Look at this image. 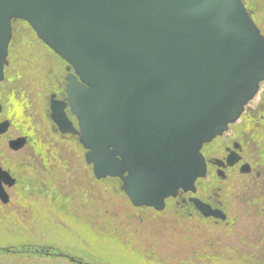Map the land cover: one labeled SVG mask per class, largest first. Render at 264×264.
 <instances>
[{"label": "water", "instance_id": "1", "mask_svg": "<svg viewBox=\"0 0 264 264\" xmlns=\"http://www.w3.org/2000/svg\"><path fill=\"white\" fill-rule=\"evenodd\" d=\"M14 20L73 70L65 93L76 128L55 100L51 122L77 137L94 180H116L134 209L163 212L179 192L194 194L206 173L202 146L264 83V35L241 0H0V82ZM7 128L0 124V134ZM3 185L14 180L0 168L7 205ZM190 202L205 220L227 224L222 210Z\"/></svg>", "mask_w": 264, "mask_h": 264}, {"label": "rangeland", "instance_id": "2", "mask_svg": "<svg viewBox=\"0 0 264 264\" xmlns=\"http://www.w3.org/2000/svg\"><path fill=\"white\" fill-rule=\"evenodd\" d=\"M244 2L264 34V0ZM12 32L11 62L16 74L22 75L23 61L29 59L33 51L53 60L27 24L14 22ZM260 98L264 107V83L256 100ZM22 123V119L14 121L17 127L12 126L8 138L22 133L18 127ZM46 128L39 124L35 128L39 132L35 134L36 140L43 147L52 145ZM54 148L46 147L45 153H51ZM64 150L66 154L62 157L67 168L63 172L56 173V162L54 166L50 162V167L37 168L35 178L30 177L38 182L31 187L36 193L23 200L14 193L10 205L0 207V221L15 223L11 234L6 231L8 222H0V247L30 242L39 247L70 251L92 264H264V211L248 205L247 196L240 195L237 189L228 197L226 225L195 215L177 214L173 206L176 199L168 200L163 212L134 209L120 192L116 180H94L80 149L78 154L81 155L72 160H68L72 153ZM4 153L1 150L0 156ZM8 156L6 153L4 159ZM48 157L50 159L49 154ZM19 158L30 162L25 154ZM33 159L40 161L38 157ZM54 192L61 198L66 197L65 210L59 208L61 198L56 202L59 206L53 204L51 193ZM19 200L25 207H15ZM0 264L74 263L59 258L34 255L22 258L0 253Z\"/></svg>", "mask_w": 264, "mask_h": 264}, {"label": "flooded vegetation", "instance_id": "3", "mask_svg": "<svg viewBox=\"0 0 264 264\" xmlns=\"http://www.w3.org/2000/svg\"><path fill=\"white\" fill-rule=\"evenodd\" d=\"M13 34V33H12ZM12 40V38H11ZM8 47L7 63L3 68V79L0 82V123L9 121V126L6 132L0 134V155L1 150L5 151L4 155L0 156V168L9 173L14 180L12 189L7 190L10 196V201L14 193L18 194L19 181L26 178V174H30L31 170L36 169V166L30 162L26 163L19 158V155L28 153L36 154L35 156H42L40 154V145L37 141L30 142L25 140L24 146L14 151L9 148V140L17 137H27L25 132L18 133L9 140V132L13 125L11 118V103L15 100H20L24 96L26 100V90L19 89L16 86L17 74L11 62V43ZM48 54L56 61V66H51L54 71L53 79H56V89H50L49 95L46 96L44 102V118L50 125L51 130L56 134L59 140L74 141L77 149H81L76 136L69 134H61L56 126L50 120V101L55 100L66 104L65 114L69 121L76 128V121L71 114L69 106H67V96L65 93L66 81L65 77L69 73H73L72 69L66 70L68 67L66 63L53 55L49 50ZM54 63V62H53ZM53 90V92H51ZM258 95V94H257ZM256 95V96H257ZM53 97V98H52ZM262 98L256 100V97L244 108L238 121L228 126L226 132L221 136L214 138L211 142L206 143L201 148V154L206 164V173L203 179L195 182V193L179 192L174 201V207L180 214H187L200 216L196 211L191 198H197L203 203L209 205L213 209L222 210L228 217L226 206L229 205L228 197L233 195V190L239 192L240 195L245 194L248 198V205L257 207L259 212L264 211V107L262 106ZM23 131V129H21ZM32 152V153H31ZM9 154L8 159H4L5 154ZM84 155V151H83ZM233 162L229 164L228 161ZM248 169L247 173L242 170ZM24 172V174H22ZM35 175V172L34 174ZM257 190V195L254 191ZM238 194V195H239ZM22 194H20L21 196ZM31 196V195H30ZM21 197L28 198L22 195ZM66 200V197L64 198ZM65 204V206H66ZM24 203L19 200L15 207H25ZM7 207L9 205H1L0 207ZM201 217V216H200ZM214 221V220H213ZM215 224L219 222L214 221ZM29 253L27 255H34L39 257L50 258L53 257L54 252L40 251L39 248L32 250V247L27 248ZM67 251V250H66ZM36 254V255H35ZM56 255V254H55ZM81 255H77L67 251L63 254V259L74 264H92L86 261Z\"/></svg>", "mask_w": 264, "mask_h": 264}, {"label": "bare ground", "instance_id": "4", "mask_svg": "<svg viewBox=\"0 0 264 264\" xmlns=\"http://www.w3.org/2000/svg\"><path fill=\"white\" fill-rule=\"evenodd\" d=\"M241 1L244 5H246L244 0H241ZM18 21L15 20V21H13V23L18 22ZM32 54L33 55L29 59H24L22 67H21V70L23 73H22V75L17 74V78L15 80L19 89H22V90L25 89L26 90V100H25V97L22 96V97H20L19 101L15 100L11 103V105H12V107H11V113H12L11 118L13 121L12 126L17 127L16 125H14V121H18V120L22 119L24 121V124L22 123V125H19L18 127H21V129H23V131L20 129L22 131V133L25 132L27 134L28 139H27V137H25L26 141H28V140L30 142L37 141L39 143V145L41 147L40 154H42V156H35L36 154L33 155L32 152H31L32 154H28L27 152L24 153L25 156L27 157V159L30 160V163L36 166V169L39 168L41 170V166H44L45 168L50 167L51 166L50 162H53V166H54V164L56 162L57 163L55 166L56 173H58V171L63 172V170H65L67 168V167H65L66 161L62 157V154L63 155L66 154L64 148L68 149V152L72 153V157H69V155H68V160H70V159L72 160L73 158H76L77 156L79 157L81 154H78L79 149H77V147H76L77 145L74 141L63 142V141L59 140L58 136L52 132L50 125L45 121V118H44V116H45V114H44V102L46 100V96L49 95L50 89H53V88L56 89V86L54 84L56 79H53L54 78L53 77L54 71L51 69V66L57 67L55 65L56 61L47 60L45 56L42 58L35 51H33ZM53 90L51 92H53ZM56 91H57V89H56ZM236 121H238V119ZM4 122H8V126H9V121H4ZM2 123L3 122H1L0 124H2ZM38 124L42 125V126L45 125L47 127L46 129L48 131L49 140L52 143V145L51 144L50 145L44 144V146H46V147L54 146L55 147L54 148L55 150H53L51 153H49L48 152L49 150H47V152L50 156V159L48 157V154L45 153L46 147H43L42 143L39 142L38 140H36L37 137L35 134H39V132H36L37 129H35V128L38 126ZM11 129H12V127H11ZM10 132H11V130H10ZM21 137H24V136H21ZM10 138H8V140ZM17 138H19V137H17ZM14 139H16V138H14ZM11 140H13V139H10L9 142ZM81 151L83 152L84 150H81ZM57 156H61V157H57ZM74 156H76V157H74ZM34 157H38L40 161H36V159H33ZM36 169L31 170L30 175L34 174V172L37 175L38 172L36 171ZM76 172L77 171H74L73 174H76ZM22 174H24V172H22ZM30 175L26 174L27 177L22 178L19 181V185L17 187L18 191H19L17 193L19 194V196H20V194H22V195L30 197V195L36 193V190H32L31 187L35 186V184H38V182L34 181V179L30 180ZM74 180L76 181L77 179L74 178ZM3 186H4L5 191L9 195L7 190L12 189L13 186H10V187L7 185H3ZM21 196L19 198L21 200H23V197H21ZM10 203H11V201H10V196H9V202L7 205H10ZM166 205H167V201H166ZM0 222H2V223L8 222V223H6L7 224L6 231H9V232H11L13 230V227L15 225V223L13 224V222L6 221V220L5 221L1 220ZM18 226H20L19 223H18ZM11 234H12V232H11ZM29 243L24 242V243H22V245L24 247H27L30 245ZM13 256L14 255H12V257ZM22 258H28V257L24 256Z\"/></svg>", "mask_w": 264, "mask_h": 264}]
</instances>
